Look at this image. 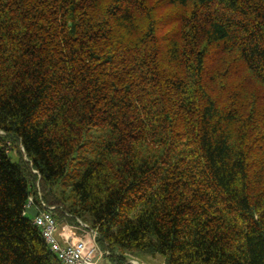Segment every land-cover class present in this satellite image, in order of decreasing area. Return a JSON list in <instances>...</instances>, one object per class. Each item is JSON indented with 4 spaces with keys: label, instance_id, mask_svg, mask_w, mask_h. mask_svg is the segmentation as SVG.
Masks as SVG:
<instances>
[{
    "label": "trees",
    "instance_id": "obj_1",
    "mask_svg": "<svg viewBox=\"0 0 264 264\" xmlns=\"http://www.w3.org/2000/svg\"><path fill=\"white\" fill-rule=\"evenodd\" d=\"M30 199L118 264H264V0H0V264H60Z\"/></svg>",
    "mask_w": 264,
    "mask_h": 264
},
{
    "label": "built area",
    "instance_id": "obj_2",
    "mask_svg": "<svg viewBox=\"0 0 264 264\" xmlns=\"http://www.w3.org/2000/svg\"><path fill=\"white\" fill-rule=\"evenodd\" d=\"M31 206L38 210V215L33 218V224L40 230L43 240L49 250L57 256L60 264H114L110 260L112 256L110 251L98 246L97 232L89 225L78 220V226L84 232L78 237L75 228L69 225L58 227L52 213L54 207L47 206L42 200L36 206L30 199L26 208ZM129 264L139 263L131 259Z\"/></svg>",
    "mask_w": 264,
    "mask_h": 264
},
{
    "label": "rangeland",
    "instance_id": "obj_3",
    "mask_svg": "<svg viewBox=\"0 0 264 264\" xmlns=\"http://www.w3.org/2000/svg\"><path fill=\"white\" fill-rule=\"evenodd\" d=\"M10 158L13 162H16L18 159L17 154L14 151L10 152ZM78 220H77V222H78ZM62 226H63V224H61V222L58 221V227L61 228ZM74 228H75L76 236L80 237L84 234V232L79 228L78 224ZM126 256H127L126 258H129V260L134 259V260L138 261L139 264H164L162 257L159 255H157L156 257H151V256H147V255H141V256L126 255Z\"/></svg>",
    "mask_w": 264,
    "mask_h": 264
},
{
    "label": "water",
    "instance_id": "obj_4",
    "mask_svg": "<svg viewBox=\"0 0 264 264\" xmlns=\"http://www.w3.org/2000/svg\"><path fill=\"white\" fill-rule=\"evenodd\" d=\"M25 212L33 218L38 215V210L34 206L25 208Z\"/></svg>",
    "mask_w": 264,
    "mask_h": 264
},
{
    "label": "crops",
    "instance_id": "obj_5",
    "mask_svg": "<svg viewBox=\"0 0 264 264\" xmlns=\"http://www.w3.org/2000/svg\"><path fill=\"white\" fill-rule=\"evenodd\" d=\"M64 226V225H63ZM129 258H126V263L125 264H129ZM138 262V261H137ZM114 264H118V263H116V262H113Z\"/></svg>",
    "mask_w": 264,
    "mask_h": 264
}]
</instances>
